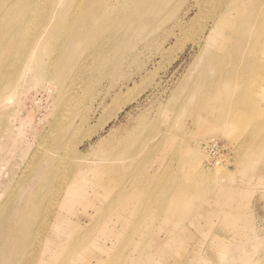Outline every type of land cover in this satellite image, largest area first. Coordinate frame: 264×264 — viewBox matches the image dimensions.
<instances>
[{"label":"rangeland","instance_id":"obj_1","mask_svg":"<svg viewBox=\"0 0 264 264\" xmlns=\"http://www.w3.org/2000/svg\"><path fill=\"white\" fill-rule=\"evenodd\" d=\"M28 5L0 0V50L24 19L0 51V216L41 166L26 161L59 150L76 92L93 118L58 176L81 195L40 211L50 227L57 211L71 222L51 248L65 264H96L101 246L105 264H264V0H46L21 15ZM125 136L137 153L104 154ZM211 141L223 146L212 160Z\"/></svg>","mask_w":264,"mask_h":264},{"label":"bare ground","instance_id":"obj_2","mask_svg":"<svg viewBox=\"0 0 264 264\" xmlns=\"http://www.w3.org/2000/svg\"><path fill=\"white\" fill-rule=\"evenodd\" d=\"M45 1L46 0H28V8H24L23 6L19 7V10H22L21 15H24L30 8L36 10V8L41 7ZM51 10L52 9H50V11ZM116 15L117 12H115V16ZM23 20L24 19L19 18L18 21H15L7 43H5V46L1 48L3 53H9L10 50L7 49L6 45L14 42L18 31L24 24ZM114 23L115 18H111L108 12L105 11L100 28H102V26L111 28ZM47 24L48 21L42 25V28L45 26L43 29H46ZM215 25L216 22H213V24L208 28L205 27L208 31V35H204L205 43L208 42V37L214 32ZM43 29H41L40 33L36 36V43H45L47 36H44L45 30ZM204 30L202 32L203 34L205 33ZM91 31L92 27H88L83 31V40L86 37H90ZM99 33H101L99 40L102 41L103 35L106 36V34H103L101 29ZM107 36L111 39H115L114 37H110V33H108ZM93 37H95L94 34L91 35V38ZM89 43L90 42L86 43L83 41L84 46ZM40 55L48 57L50 56V53L41 52ZM66 69L67 68H57L55 69V73L58 74L59 71H64L66 73ZM1 102L2 101L0 100V103ZM62 117L63 125L60 128H64V131L56 138V144L59 150L54 149L53 152L55 153L51 156H45L44 153L39 154L37 151L39 155H36L35 157L33 156L29 162L26 161V163H28L27 165L29 170L34 168L36 170V168L40 165L41 168L39 167L40 169L38 168V170L34 171L32 178L26 181L27 187L23 193V200L20 202V205L14 207L13 214L0 216V262L3 261L6 256L9 258L7 264H56L61 261L63 262L62 264H65L68 260L70 261L69 256H66L65 253H56L51 250V248L60 244L58 242V236L60 234L59 230L61 228H69L68 226L71 222L69 220H64L65 215H63L61 211H57L56 218L54 219L55 221L50 227V223H46L44 217L40 218V211L41 208L44 207L47 212L44 210L43 214H48L50 197L59 201L58 205H60V208H67L72 204V200L77 194L81 195L77 190L79 180H69L66 177H64L65 179H62V177L58 176V171L59 169H63L65 165L64 157L68 154L74 151L76 157H80L79 148L78 151H76L77 145H74L71 138L84 126H90L93 118V111L89 107L84 108L81 96L76 92H73L68 96L65 104L64 115ZM99 119L100 117L97 118V123L92 125L91 128L95 127L98 123L99 127L102 128L101 125L104 121ZM100 128L97 129V127H95L91 130V132L93 131L92 133H96L100 130ZM138 129L139 128H134V131H137ZM116 140L117 142L112 144L114 151H112L111 148L107 150L108 152H104L105 155H110L109 158L119 160L116 158V155L131 156L140 150V148H135V146L131 145L132 138L129 136L121 137ZM202 149L204 150V148ZM29 157L32 156L30 155ZM43 158L45 159L44 163H42ZM77 166L78 170H80L78 164ZM55 181H57L56 185L54 184ZM40 234L41 236L39 237ZM164 249L161 245L156 246L157 252H164ZM104 250H106L105 247H99L98 254L100 256L97 255L96 252V264L106 263L101 258V253ZM81 261V264H90L86 256H82ZM140 263L144 262L142 261Z\"/></svg>","mask_w":264,"mask_h":264},{"label":"built area","instance_id":"obj_3","mask_svg":"<svg viewBox=\"0 0 264 264\" xmlns=\"http://www.w3.org/2000/svg\"><path fill=\"white\" fill-rule=\"evenodd\" d=\"M222 147L223 146L218 145V142L216 141L205 143L203 146L205 152L208 154L211 160L219 156V152L222 150Z\"/></svg>","mask_w":264,"mask_h":264}]
</instances>
